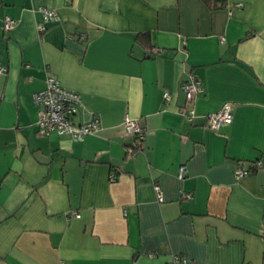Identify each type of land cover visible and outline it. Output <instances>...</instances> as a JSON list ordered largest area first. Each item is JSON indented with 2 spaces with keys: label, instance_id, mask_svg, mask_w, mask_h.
<instances>
[{
  "label": "crops",
  "instance_id": "0c3cea01",
  "mask_svg": "<svg viewBox=\"0 0 264 264\" xmlns=\"http://www.w3.org/2000/svg\"><path fill=\"white\" fill-rule=\"evenodd\" d=\"M0 65V264H264V0H0ZM47 75L96 132H38Z\"/></svg>",
  "mask_w": 264,
  "mask_h": 264
},
{
  "label": "built area",
  "instance_id": "2783aa9c",
  "mask_svg": "<svg viewBox=\"0 0 264 264\" xmlns=\"http://www.w3.org/2000/svg\"><path fill=\"white\" fill-rule=\"evenodd\" d=\"M41 12V21L37 23L38 32L44 31L46 22L56 19V12L53 9L39 8ZM15 25V20L8 15L2 19V28L4 31H10ZM6 68L0 65V73ZM182 89L185 94L186 104H190L193 97L202 91V86L198 78L188 73L182 82ZM164 97H168L167 92ZM33 101L37 107V130L42 135L55 133L57 135H66L72 140H80L84 136L96 132L99 128V118L94 112L88 110L82 101L81 95L75 91L61 85L59 80L52 75H47L44 80V87L33 93ZM186 119L191 120L194 115L192 107L180 109ZM80 113V114H79ZM233 117L231 103H224L221 108L215 112L205 115L206 126L211 129H218L222 125L230 124ZM124 131L132 136L142 138L145 132V126L137 119L125 115L122 123ZM260 164L258 161L257 165ZM184 166L179 167L178 176L182 177ZM247 174V171L238 166L234 172V177L239 179ZM156 191L159 187L156 185ZM161 199V198H159ZM74 216L78 213L73 212ZM186 258L182 255H173L168 264H185Z\"/></svg>",
  "mask_w": 264,
  "mask_h": 264
},
{
  "label": "trees",
  "instance_id": "16d2710c",
  "mask_svg": "<svg viewBox=\"0 0 264 264\" xmlns=\"http://www.w3.org/2000/svg\"><path fill=\"white\" fill-rule=\"evenodd\" d=\"M137 37H138L139 41H141V38H146L149 40V33L148 32L141 33L140 35L138 34Z\"/></svg>",
  "mask_w": 264,
  "mask_h": 264
}]
</instances>
